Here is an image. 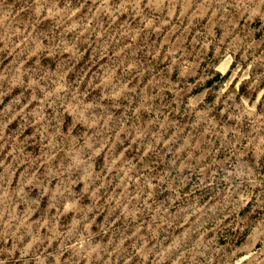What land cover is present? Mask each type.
<instances>
[{"label":"rangeland","instance_id":"rangeland-1","mask_svg":"<svg viewBox=\"0 0 264 264\" xmlns=\"http://www.w3.org/2000/svg\"><path fill=\"white\" fill-rule=\"evenodd\" d=\"M0 264H264V0H0Z\"/></svg>","mask_w":264,"mask_h":264}]
</instances>
